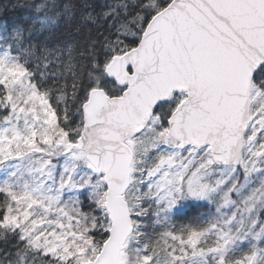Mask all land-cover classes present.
Wrapping results in <instances>:
<instances>
[{
	"label": "snow or ice",
	"instance_id": "6c2138e0",
	"mask_svg": "<svg viewBox=\"0 0 264 264\" xmlns=\"http://www.w3.org/2000/svg\"><path fill=\"white\" fill-rule=\"evenodd\" d=\"M9 9L0 264H264V0Z\"/></svg>",
	"mask_w": 264,
	"mask_h": 264
},
{
	"label": "trees",
	"instance_id": "16d2710c",
	"mask_svg": "<svg viewBox=\"0 0 264 264\" xmlns=\"http://www.w3.org/2000/svg\"><path fill=\"white\" fill-rule=\"evenodd\" d=\"M9 0H0V4L8 3ZM13 3L17 2V0H12ZM20 3L31 2V0H19ZM101 3L109 2V0H100ZM30 15L29 10L27 9H16L13 11L9 9L7 13H0V23H11L13 21H20L26 19ZM208 207L202 208H192L188 211V214L181 218V220H186L185 222L180 223L179 225L186 224L188 226L196 227L200 226L204 223L206 219V211ZM149 235H155L152 230H149Z\"/></svg>",
	"mask_w": 264,
	"mask_h": 264
},
{
	"label": "rangeland",
	"instance_id": "374dc122",
	"mask_svg": "<svg viewBox=\"0 0 264 264\" xmlns=\"http://www.w3.org/2000/svg\"><path fill=\"white\" fill-rule=\"evenodd\" d=\"M4 163L7 164L8 161H5ZM3 176H4V174H3V170L0 169V180L3 179ZM243 182H244V180H243V176H240L238 183H241V184H242ZM233 199H237V197L235 196V194H233ZM85 206H86V205H85ZM241 206H242V205H241ZM207 207H208V209H207V211H206V219H205V221H204L203 224L207 223V221H208L210 218H212V217L215 216V206L212 205V204H208ZM145 219H147V218H145ZM154 220H155V217L152 218V221H154ZM185 221H186V220H184V219L181 220V218L177 217V218L174 219L173 223H174L175 225H177V226H184V227H187L188 225H186V224L179 225L180 223L185 222ZM154 226H155V225H154L153 222H149L148 229H149V230H152ZM196 227H199V226H196ZM159 230H160V229H157V231H159Z\"/></svg>",
	"mask_w": 264,
	"mask_h": 264
}]
</instances>
